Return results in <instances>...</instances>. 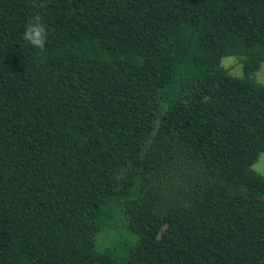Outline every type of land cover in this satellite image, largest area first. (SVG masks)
Wrapping results in <instances>:
<instances>
[{"label": "trees", "instance_id": "16d2710c", "mask_svg": "<svg viewBox=\"0 0 264 264\" xmlns=\"http://www.w3.org/2000/svg\"><path fill=\"white\" fill-rule=\"evenodd\" d=\"M263 61L264 0H0V264H264Z\"/></svg>", "mask_w": 264, "mask_h": 264}, {"label": "clouds", "instance_id": "9594fccd", "mask_svg": "<svg viewBox=\"0 0 264 264\" xmlns=\"http://www.w3.org/2000/svg\"><path fill=\"white\" fill-rule=\"evenodd\" d=\"M33 5L37 9L45 7V0H32ZM49 37V28L44 21L43 14L39 11L33 12L25 22V30L22 33V38L32 48L38 49L43 52ZM251 171L260 177H264V168H259L256 165L251 166Z\"/></svg>", "mask_w": 264, "mask_h": 264}, {"label": "rangeland", "instance_id": "374dc122", "mask_svg": "<svg viewBox=\"0 0 264 264\" xmlns=\"http://www.w3.org/2000/svg\"><path fill=\"white\" fill-rule=\"evenodd\" d=\"M221 65L228 70V73L232 76H241L242 67L233 56L223 57L221 59ZM254 79L256 82L264 83V61L261 63L259 69L254 73ZM259 168H264V153H261L258 160L253 164Z\"/></svg>", "mask_w": 264, "mask_h": 264}]
</instances>
